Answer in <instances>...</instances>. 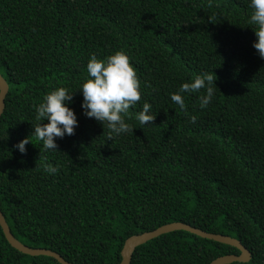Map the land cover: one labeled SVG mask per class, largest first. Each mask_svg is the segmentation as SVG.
<instances>
[{
	"label": "trees",
	"instance_id": "trees-1",
	"mask_svg": "<svg viewBox=\"0 0 264 264\" xmlns=\"http://www.w3.org/2000/svg\"><path fill=\"white\" fill-rule=\"evenodd\" d=\"M250 12L249 0H0V210L11 233L72 264H117L128 236L181 221L239 239L250 260L228 264H264V58ZM117 50L136 70L141 99L124 114L133 130L110 138L84 115L79 86L90 55ZM205 73L215 76L207 107L204 89L182 93L183 109L171 101ZM58 86L72 91L78 124L45 149L35 106ZM145 101L155 116L140 124ZM26 136L22 153L15 145ZM238 253L178 229L137 245L128 264ZM0 264L61 263L18 251L0 227Z\"/></svg>",
	"mask_w": 264,
	"mask_h": 264
},
{
	"label": "clouds",
	"instance_id": "clouds-1",
	"mask_svg": "<svg viewBox=\"0 0 264 264\" xmlns=\"http://www.w3.org/2000/svg\"><path fill=\"white\" fill-rule=\"evenodd\" d=\"M249 7L251 12L248 24L256 26L253 47L258 55L264 58V0H249ZM86 69L88 78L79 86L83 97L81 108L84 115L96 119L103 127H107L110 138L114 133L133 130L125 121L124 114L130 106H134L141 99V91L136 70L130 63L127 53L117 50L103 58H97L92 54L87 61ZM214 80L215 76L211 74L197 75L190 81L182 82L175 92L170 93V99L183 109L185 103L182 93L204 89L205 94L200 96L199 100L200 107L205 108L213 95L211 85L215 84ZM71 101L72 91L64 86H58L47 92L42 101L35 106V119L38 123L34 127V133L42 141L43 148L57 149L56 137L74 133L78 120L73 108L69 107ZM150 108L151 105L145 101L142 110L136 115L140 124L153 121L155 115L149 111ZM45 118L47 121L41 123ZM190 118L195 120V116ZM29 140L26 136L20 139L15 147L23 153ZM45 171L54 174L57 169L49 164Z\"/></svg>",
	"mask_w": 264,
	"mask_h": 264
},
{
	"label": "water",
	"instance_id": "water-1",
	"mask_svg": "<svg viewBox=\"0 0 264 264\" xmlns=\"http://www.w3.org/2000/svg\"><path fill=\"white\" fill-rule=\"evenodd\" d=\"M7 89H8V84L6 80L3 78V76L0 74V114L4 107V97L7 92ZM0 227L8 243L12 247L16 248L18 251L24 254L31 255V256L47 255V256H51L55 258L61 264H72L66 261L58 252L54 250H51L48 248H41V247H36V248L29 247L23 244L21 241H19L11 233V230L1 210H0ZM178 229H183L191 233H194L200 237L212 239L220 243L234 246L239 250V254L221 255V256L214 258L208 264H228L234 261L247 262L250 259V253L247 250V248H245L239 240L231 236L220 234V233L207 232L197 227L191 226L185 222L173 221V222L163 224L153 230H147V231H143L138 234H132L128 236L123 242V245L121 247V250H120L121 260L117 264H128L130 262L132 252L137 245L161 233H165L171 230H178Z\"/></svg>",
	"mask_w": 264,
	"mask_h": 264
}]
</instances>
